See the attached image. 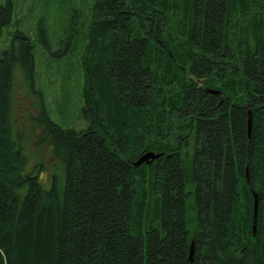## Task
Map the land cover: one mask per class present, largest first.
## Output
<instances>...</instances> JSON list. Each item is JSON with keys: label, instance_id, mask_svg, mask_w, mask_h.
<instances>
[{"label": "trees", "instance_id": "16d2710c", "mask_svg": "<svg viewBox=\"0 0 264 264\" xmlns=\"http://www.w3.org/2000/svg\"><path fill=\"white\" fill-rule=\"evenodd\" d=\"M12 12L0 1V264H264V0H94L87 125L42 109L64 172L49 190L12 137L13 74L34 67L26 32L1 45Z\"/></svg>", "mask_w": 264, "mask_h": 264}, {"label": "rangeland", "instance_id": "374dc122", "mask_svg": "<svg viewBox=\"0 0 264 264\" xmlns=\"http://www.w3.org/2000/svg\"><path fill=\"white\" fill-rule=\"evenodd\" d=\"M12 3L11 24L3 29L2 47L18 29L28 34L34 46L32 81L21 67L13 74L12 137L26 158L25 173L37 174L46 190L53 181L60 189L64 183L63 164L53 154L42 109L63 129L79 130L87 125L82 113L85 83L82 53L94 0H12ZM194 141L191 136L183 146L184 157L191 156ZM194 213L190 202L191 232L195 228Z\"/></svg>", "mask_w": 264, "mask_h": 264}, {"label": "water", "instance_id": "95a60500", "mask_svg": "<svg viewBox=\"0 0 264 264\" xmlns=\"http://www.w3.org/2000/svg\"><path fill=\"white\" fill-rule=\"evenodd\" d=\"M208 93L211 94H219V91L214 90V89H208ZM248 118H247V135L250 134L251 130V112L248 110L247 112ZM161 154L160 153H155L153 151H147L143 153L141 156H139L135 161L132 162V166L134 167H139L142 164H151L155 159H157ZM245 177L246 180L248 181V172L247 169L245 170ZM253 196V224H252V229L255 231L256 228V217H257V210H258V199L256 193H252ZM193 245L194 242L191 241L190 244V252H189V260L192 261L193 257Z\"/></svg>", "mask_w": 264, "mask_h": 264}, {"label": "flooded vegetation", "instance_id": "af4514ba", "mask_svg": "<svg viewBox=\"0 0 264 264\" xmlns=\"http://www.w3.org/2000/svg\"><path fill=\"white\" fill-rule=\"evenodd\" d=\"M220 103H221V101H220Z\"/></svg>", "mask_w": 264, "mask_h": 264}]
</instances>
